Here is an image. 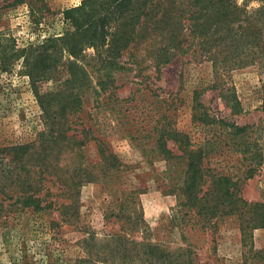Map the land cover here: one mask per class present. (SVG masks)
Here are the masks:
<instances>
[{
	"label": "rangeland",
	"instance_id": "rangeland-1",
	"mask_svg": "<svg viewBox=\"0 0 264 264\" xmlns=\"http://www.w3.org/2000/svg\"><path fill=\"white\" fill-rule=\"evenodd\" d=\"M82 1L24 0L0 10L1 146L29 143L44 128L43 110L24 57H15V51L62 34L67 27L64 10ZM244 1L238 0L242 5ZM259 5L252 0L248 8ZM144 49L138 51V63L128 53L122 57L124 69L112 73L115 87L99 96L95 94L97 73L88 67L83 108L75 116L77 129L70 131L77 136L75 151L63 155L68 161L80 154L92 164L100 160L95 140L77 143L83 138V127L91 126L94 134L106 137L123 163L115 182L110 178L85 182L74 223L61 221L53 209L35 211L8 205L10 200L0 194V264H264V253L259 252L264 250V228L253 230L244 241L239 221L233 217L216 228H202L189 216L183 226L175 223L172 216L177 198L169 193L164 179L165 163L155 157L151 139L138 135L140 130L135 133L143 123L154 126L163 110L172 117V125L190 134L193 141L210 138L213 131L192 120L196 89L212 115L240 125L264 126V60L217 75L199 52L179 54L157 65ZM93 52V48L86 51L88 55ZM66 78L61 68L36 85L43 94L56 92L66 87ZM227 88L241 101L239 111L224 97ZM170 97H175L176 107L167 111L161 101ZM212 166L241 178L239 188L245 199L264 202V164L246 179L241 154L224 146L213 155ZM135 190L137 201L132 194L124 217H116L124 193ZM137 213L142 220L136 224ZM160 248L169 253L167 259L160 257Z\"/></svg>",
	"mask_w": 264,
	"mask_h": 264
},
{
	"label": "trees",
	"instance_id": "trees-1",
	"mask_svg": "<svg viewBox=\"0 0 264 264\" xmlns=\"http://www.w3.org/2000/svg\"><path fill=\"white\" fill-rule=\"evenodd\" d=\"M251 1L242 5L238 0H83L64 10L67 27L62 34L16 50L15 57H24L43 110L44 128L29 143L0 145V194L10 200L8 205L35 211L53 209L61 221L74 223L82 185L106 182L107 178L114 183L123 164L106 137L94 134L91 126L83 127V138L77 143L95 140L100 160L92 164L81 154L71 161L63 159L66 152L75 151L77 136L70 131L77 129L75 116L83 108L88 67L97 73L95 94L99 96L115 87L112 73L124 69L122 57L128 53L138 63L142 48L157 65L179 54L199 52L212 63L217 75L255 64L264 60V0H256L260 5L248 8ZM23 2L0 0V10ZM89 48L94 50L91 55L86 53ZM61 68L67 74L66 87L43 94L37 82ZM226 91L224 97L239 111L241 101L232 88ZM200 95L196 89L192 120L213 131L205 141H193L190 134L172 125V117L163 110L154 126L140 124L135 133L140 130L138 135L151 139L155 157L165 163L164 179L169 193L177 198L172 216L177 225L183 226L189 216L202 228H216L233 217L239 221L245 241L253 230L264 228V202L245 199L239 188L241 178L217 170L212 157L229 146L246 162V179L254 176L264 164V126L240 125L216 117ZM170 98L161 101L167 111L176 107L175 97ZM130 135L137 137L132 131ZM137 192L124 193L116 217H124L128 199ZM134 219L136 224L142 220L140 213ZM159 251L160 257L167 259V250Z\"/></svg>",
	"mask_w": 264,
	"mask_h": 264
}]
</instances>
